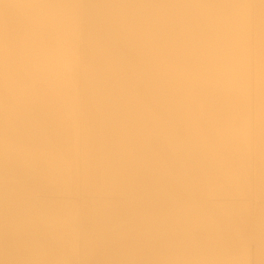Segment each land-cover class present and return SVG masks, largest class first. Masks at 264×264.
<instances>
[{"label": "bare ground", "instance_id": "obj_1", "mask_svg": "<svg viewBox=\"0 0 264 264\" xmlns=\"http://www.w3.org/2000/svg\"><path fill=\"white\" fill-rule=\"evenodd\" d=\"M38 1L0 0V264H264V0Z\"/></svg>", "mask_w": 264, "mask_h": 264}, {"label": "rangeland", "instance_id": "obj_2", "mask_svg": "<svg viewBox=\"0 0 264 264\" xmlns=\"http://www.w3.org/2000/svg\"><path fill=\"white\" fill-rule=\"evenodd\" d=\"M38 2H40V3H42V2H43V3H44V2H45V0H39ZM54 4H55V3H54ZM252 263H253V262H252Z\"/></svg>", "mask_w": 264, "mask_h": 264}]
</instances>
